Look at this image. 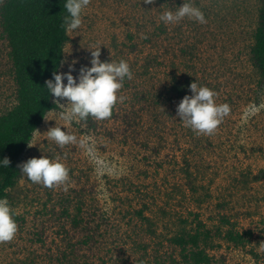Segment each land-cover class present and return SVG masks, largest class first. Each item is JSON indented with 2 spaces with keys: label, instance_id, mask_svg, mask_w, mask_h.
<instances>
[{
  "label": "rangeland",
  "instance_id": "obj_1",
  "mask_svg": "<svg viewBox=\"0 0 264 264\" xmlns=\"http://www.w3.org/2000/svg\"><path fill=\"white\" fill-rule=\"evenodd\" d=\"M144 2L90 0L81 28L68 33L60 73L74 67L78 78L81 68L91 67V52L100 50L102 62L126 61L132 79L123 81V101L112 118L65 125L59 106L47 115L20 167L32 158H58L69 179L47 188L23 175L9 192L18 230L0 243V264H170L180 258L170 240L195 230L197 217L213 232L206 244L213 264H264V180L248 188L239 184L264 171V87L248 55L256 1ZM184 2L198 7L207 22L184 18L163 25L160 15ZM148 61H154L150 68ZM174 77L208 87L217 104L230 105L214 134L198 135L180 121L178 104L166 94ZM16 102L0 28V115ZM60 103L67 107L68 101ZM251 107L258 110L250 114ZM56 123L85 140L91 152L48 141ZM223 215L241 234L251 233L244 246L216 236L218 228L228 229Z\"/></svg>",
  "mask_w": 264,
  "mask_h": 264
},
{
  "label": "trees",
  "instance_id": "obj_2",
  "mask_svg": "<svg viewBox=\"0 0 264 264\" xmlns=\"http://www.w3.org/2000/svg\"><path fill=\"white\" fill-rule=\"evenodd\" d=\"M255 29L248 55L256 70L258 85L264 87V0H255ZM66 0H0V28L9 47V58L13 65L17 86V102L4 115H0V160L8 158L9 167H0V198H7L22 178L20 161L28 144H31L33 132L38 130L50 113L57 111L55 97L46 89V81L53 79V72L60 73L64 61V50L69 42V34L61 26L68 15L64 8ZM170 0H160L168 5ZM177 7H181L177 5ZM175 11V8L172 9ZM164 25V23H163ZM156 36L152 33L146 39L152 43ZM184 53V49H182ZM194 50L190 52L194 56ZM154 62V61H153ZM148 61L147 68L153 63ZM166 94L172 97L168 102L179 104L188 95H192L188 81L179 83L174 77ZM190 82V83H189ZM200 86H202L200 84ZM52 111V112H53ZM116 109L113 108L114 117ZM95 119L89 117L85 123L93 124ZM28 143V144H27ZM264 180V171L253 177L243 176L239 184L248 188L250 184ZM143 217V212H139ZM197 228L183 231L170 242L179 250V259L171 258L170 264H213V257L206 249V244L214 239L213 232L196 219ZM221 222L228 229H217L216 236L240 247L246 244L245 236L236 225L223 215ZM224 227V228H226ZM90 239V237H89ZM87 243V241H86Z\"/></svg>",
  "mask_w": 264,
  "mask_h": 264
},
{
  "label": "clouds",
  "instance_id": "obj_3",
  "mask_svg": "<svg viewBox=\"0 0 264 264\" xmlns=\"http://www.w3.org/2000/svg\"><path fill=\"white\" fill-rule=\"evenodd\" d=\"M89 3L90 0H66L64 8L68 15L64 17L61 25L66 33L81 28L83 11ZM144 3L151 4L153 0H145ZM184 18L201 24L207 22L198 7L185 2L181 7L175 8V11H164L159 17L165 25L178 24ZM91 55V67L81 68L78 78L72 74L75 71L74 67H70L67 73L53 72V79L46 81L48 93L57 98L55 103L61 109L57 114L58 119L65 125L86 121L89 117L97 121L110 118L115 104L123 101V97L118 96V92L123 87V81L126 78L132 79V72L126 61L102 62L100 50L92 51ZM189 90L192 95L185 96L176 109L180 121L198 135L214 134L223 119L230 114V105L217 104L216 93L208 87L198 86L197 82L192 83ZM65 99L68 101L67 107L60 103ZM257 110L256 107H251L249 113H255ZM36 132L39 131L33 132V141H35ZM46 135L48 141L54 142L60 148L78 144L82 149L91 152V147L85 140H78L77 136L68 133L57 123L54 128L48 130ZM28 146L34 147L30 144ZM10 163L8 158H4L0 160V167H9ZM21 173L31 182L42 184L47 188L62 185L69 179V170L65 164L58 158L50 159L46 156L32 158L25 162ZM13 217L14 212L9 201L6 198H0V243L14 239L18 225Z\"/></svg>",
  "mask_w": 264,
  "mask_h": 264
}]
</instances>
